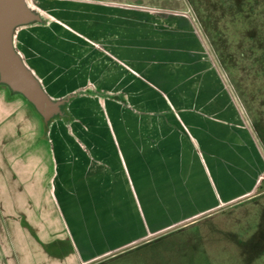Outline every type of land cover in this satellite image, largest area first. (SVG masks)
Wrapping results in <instances>:
<instances>
[{"label":"rangeland","instance_id":"obj_1","mask_svg":"<svg viewBox=\"0 0 264 264\" xmlns=\"http://www.w3.org/2000/svg\"><path fill=\"white\" fill-rule=\"evenodd\" d=\"M23 4L37 19L13 47L52 101L68 97L44 127L8 90L9 114L24 115L25 197L148 199L141 239L87 264H264V0ZM184 158L202 177H167L168 193L198 195L192 215L160 197Z\"/></svg>","mask_w":264,"mask_h":264},{"label":"crops","instance_id":"obj_2","mask_svg":"<svg viewBox=\"0 0 264 264\" xmlns=\"http://www.w3.org/2000/svg\"><path fill=\"white\" fill-rule=\"evenodd\" d=\"M101 1L123 7L168 6V0ZM8 90L7 87L0 89V264H87L89 257L109 256L141 239L142 229L136 223H145L143 210L148 199L144 195L120 197L112 193L107 196L96 188L94 197H25L24 115L9 114ZM195 163L193 158L178 160L175 166L176 170L183 171L181 175L169 173L166 167V184L162 173L159 178L160 187H165L160 188V197L167 206L178 208L185 201L190 215L200 211L194 203L197 201L194 196L198 195L188 188L191 191L188 194L186 190L184 195L183 192L176 194L174 188L168 193L167 177L172 184L193 183L200 173L192 175L186 170L196 167ZM203 175L209 176L208 172ZM213 176L217 174L214 172ZM79 181V185L87 184L86 179ZM241 196L238 190L234 197ZM93 232L95 244L85 238Z\"/></svg>","mask_w":264,"mask_h":264},{"label":"water","instance_id":"obj_3","mask_svg":"<svg viewBox=\"0 0 264 264\" xmlns=\"http://www.w3.org/2000/svg\"><path fill=\"white\" fill-rule=\"evenodd\" d=\"M36 19L24 7L23 0H0V84L28 101L46 127L53 117L64 114L63 106L68 97L52 101L24 66L12 42L13 30L17 25Z\"/></svg>","mask_w":264,"mask_h":264}]
</instances>
